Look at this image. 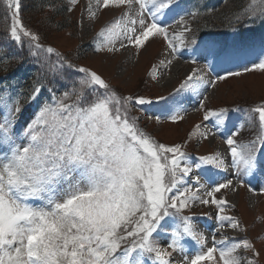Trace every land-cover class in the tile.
<instances>
[{
	"label": "snow or ice",
	"instance_id": "obj_1",
	"mask_svg": "<svg viewBox=\"0 0 264 264\" xmlns=\"http://www.w3.org/2000/svg\"><path fill=\"white\" fill-rule=\"evenodd\" d=\"M68 3L72 11L78 0ZM176 6V0H89L84 10L92 20L102 10L119 13L96 33L95 50L112 53L131 46L139 52L146 42L162 38L165 58L148 72L154 80L162 77L180 48L197 44L194 36L189 39L186 19L197 11L174 19V29L165 22ZM7 7L11 39L22 46V37L28 38L31 56L55 54L48 70L70 86L65 84L59 96L49 88L51 99L25 115L23 123L18 96L0 95V264H255L240 255L241 249L259 255L252 242L224 233L244 229L226 214L229 202L222 190L254 192L256 177L264 180V102L250 110L259 121L253 139L238 141L237 128L225 134L224 151L193 161L182 144L156 141L130 115L133 102L144 105L151 99L120 96L97 72L73 64L53 47L44 48L40 36L22 23L21 0H7ZM244 13L249 20L264 19V0H250ZM199 50L204 59L220 55L211 43ZM65 65L83 75L64 74ZM253 70L264 72V59L244 67V72ZM208 84L215 81L193 67L167 96L155 100L162 102L161 113L177 122L187 111L180 94L199 95ZM41 91L37 82L30 102ZM205 100L196 111H203L204 121L215 120V131H201L197 124L189 138L214 137L225 124L229 110L208 109ZM221 172L235 179H216ZM197 206L207 207L209 218L215 210L217 227L210 239L193 222ZM162 236L170 239L162 244ZM174 253L180 258L174 259Z\"/></svg>",
	"mask_w": 264,
	"mask_h": 264
},
{
	"label": "rangeland",
	"instance_id": "obj_2",
	"mask_svg": "<svg viewBox=\"0 0 264 264\" xmlns=\"http://www.w3.org/2000/svg\"><path fill=\"white\" fill-rule=\"evenodd\" d=\"M48 1L50 2L51 0ZM48 1L47 3H49ZM54 2V5L44 6L41 12H34V15L25 11L23 17L26 28H32V30L30 29L31 31L35 33L38 31L42 34L44 42L41 45L44 48L53 47L56 52L73 64L85 66L97 72L111 85L118 95L144 96L151 99L152 103H146L143 107L155 108L160 117L159 120H154V115L150 114L148 117L151 118V121L147 120L146 125L143 127L144 129H149L150 135L156 141L169 145L182 144V150L193 161H196L201 155H208L214 151H223V146H226L223 144L225 134L237 128H239L238 141L247 142L256 136L259 131L258 114L252 113L250 110L264 102V72L258 70L244 72V67L250 68L252 67V62H259V59H264V33L258 37L251 33L252 31L264 32V26L260 29L258 25L259 20L261 21L262 19H248L245 22L243 31L235 29L238 26L233 25L224 30L227 35H222L223 38H220V40L214 38L212 41L202 42L200 38L203 34L195 36L196 31L195 27H193V21H197V18L186 17L188 27L191 29L189 39L194 36L197 44L180 48L172 65L164 68L162 70L163 76L161 77L158 74V79L154 80L148 75V72L154 64L159 63L160 59L165 58L163 56L166 55V45L162 38H155L151 42H146V47L139 52L131 46L127 49H121L119 52L96 51V33L105 22L119 13L102 10L98 12L97 18L92 20L84 10L87 8L89 0H78L72 11L68 10V0H54ZM176 5L173 11L164 18L167 24L172 25L173 29L175 28L174 19H179L186 12L195 11L191 7L193 5L191 3L187 4L186 0H176ZM29 16H31L30 20ZM200 24L202 25V23ZM200 42L202 45L211 43L214 46V50L219 52L220 55H210L207 59L202 58V54L199 51ZM118 46L119 44H117ZM30 57L32 64H30L28 70L31 71L32 77L30 79L32 84L31 86H26L27 84L24 86V93H28L29 99L27 101L23 99L20 103L24 109L20 116L21 123H23L25 115L34 114L43 101L51 99L47 86L46 93L41 92L35 101L30 102L33 88L37 82L38 68L41 64L46 69V73L43 70L40 72L45 73L49 77L52 82V90L57 96L65 91V84L70 86V81H65L61 78V75H53L48 70L49 64H53L57 60L55 54H49L44 51L40 52L38 56L30 55ZM192 61H195V63H192ZM177 62H181L183 65L179 70L173 67ZM193 67H198L201 75L207 81H215V84L203 86L199 95L192 92L181 93L178 99L182 100V107L187 111L181 113L183 116L182 120L172 122L166 115L161 113L160 106L162 102L156 101L155 97L158 95L167 96L173 88L179 85ZM62 72L64 74L71 73L73 76L83 75L82 73H76L73 69H68L66 65ZM228 72H239L241 75L228 76ZM218 76H224L226 79L217 80ZM169 77L171 78L169 81L163 79ZM25 80H27L26 77H22L20 82L18 80L16 89L13 86L3 85L4 89L0 90V95L7 92H15L19 97L22 91L21 83ZM18 86L20 88H17ZM204 97H207L205 104L208 109L219 110L220 108H226L229 110L221 132L214 136L213 140L211 138L210 140H202L199 136L189 138V133L193 131L197 124L215 131V120L210 118L208 121H204L203 111H196L200 106L199 101L204 99ZM192 103L194 104L191 105ZM132 106L138 109L141 105L133 102ZM130 115L133 116L131 112ZM18 127H20V124H18ZM224 177L235 179L231 172H229V176L227 173L221 172L216 179L219 180ZM259 183H262L261 188H264V180L257 176L255 183L252 182L251 185L255 189L254 192L248 191L247 187H238L234 192L222 190L224 198L229 202L226 214L234 216L244 229V231L237 234L232 229L226 228L224 233L229 237H235L237 240L244 237L248 238L259 255L256 256L243 249L240 250V255L254 260L255 264H264V193L261 195L258 193L260 188L257 185ZM249 195L253 196L252 202L249 201ZM194 211L196 215L193 217V222L196 224L197 229L208 233L210 238L209 233L217 227V225L216 227L211 226L215 219V211H212L211 218L204 215V213L209 211L207 207L197 206ZM198 220H201L199 223L200 225L202 223L201 228L198 227ZM167 239H170V236H162L160 242L163 244ZM173 257L174 259H179L180 253H174Z\"/></svg>",
	"mask_w": 264,
	"mask_h": 264
},
{
	"label": "trees",
	"instance_id": "obj_3",
	"mask_svg": "<svg viewBox=\"0 0 264 264\" xmlns=\"http://www.w3.org/2000/svg\"><path fill=\"white\" fill-rule=\"evenodd\" d=\"M48 0H21L22 9L20 12L21 20L23 25L26 27L23 13L29 12L34 15V12H41L44 6L54 5V0L47 3ZM206 0L201 1V10L199 19L201 20L202 26L200 25V31L205 34H213L222 32L233 25L242 28L245 26V22L248 20V15L244 13V9L249 4L250 0H224L223 3L218 7L217 4H213L211 8H207L205 4ZM31 16H29V20ZM255 20V19H254ZM12 24L11 15L8 11L6 0H0V47L5 38L10 34V27ZM32 30V28H29ZM38 35L41 36L39 42H44L42 34L37 31ZM45 44V43H43ZM25 47L20 53H11L0 49V55L3 56L4 62L0 64V80L1 82L9 79V76L14 74L16 71V64H18L23 56L25 55ZM1 56V57H2ZM15 57V58H14ZM12 63V67L11 66ZM43 84L48 86L51 83L49 77L43 78Z\"/></svg>",
	"mask_w": 264,
	"mask_h": 264
},
{
	"label": "bare ground",
	"instance_id": "obj_4",
	"mask_svg": "<svg viewBox=\"0 0 264 264\" xmlns=\"http://www.w3.org/2000/svg\"><path fill=\"white\" fill-rule=\"evenodd\" d=\"M165 57V56H163ZM174 68H176L177 70H179V68L181 69L183 67V65L181 64V62H177L175 65H173ZM175 71V69H174ZM171 77V76H170ZM163 78L164 80L166 81H169L171 78ZM249 201L252 202L253 201V196L252 195H249Z\"/></svg>",
	"mask_w": 264,
	"mask_h": 264
}]
</instances>
